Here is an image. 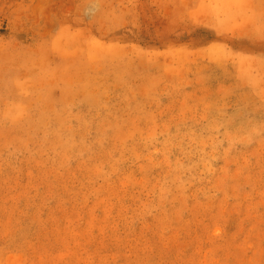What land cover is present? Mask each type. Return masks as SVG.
I'll return each instance as SVG.
<instances>
[{
    "label": "rangeland",
    "instance_id": "374dc122",
    "mask_svg": "<svg viewBox=\"0 0 264 264\" xmlns=\"http://www.w3.org/2000/svg\"><path fill=\"white\" fill-rule=\"evenodd\" d=\"M0 264H264V0H0Z\"/></svg>",
    "mask_w": 264,
    "mask_h": 264
}]
</instances>
